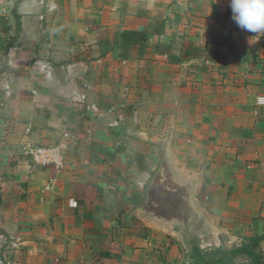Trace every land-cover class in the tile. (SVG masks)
Instances as JSON below:
<instances>
[{
  "label": "crops",
  "instance_id": "0c3cea01",
  "mask_svg": "<svg viewBox=\"0 0 264 264\" xmlns=\"http://www.w3.org/2000/svg\"><path fill=\"white\" fill-rule=\"evenodd\" d=\"M226 3L0 0V264H199L264 234V33ZM123 31L147 32L125 57Z\"/></svg>",
  "mask_w": 264,
  "mask_h": 264
},
{
  "label": "trees",
  "instance_id": "16d2710c",
  "mask_svg": "<svg viewBox=\"0 0 264 264\" xmlns=\"http://www.w3.org/2000/svg\"><path fill=\"white\" fill-rule=\"evenodd\" d=\"M4 17H0V30L6 28ZM146 31H123L119 34L121 54L125 57L124 52L132 44L144 41L146 39ZM264 234L252 236L240 246L230 249L214 248L208 251H201L193 247L191 256L196 263L199 264H231L238 257L245 256L252 264H264V247H260Z\"/></svg>",
  "mask_w": 264,
  "mask_h": 264
},
{
  "label": "clouds",
  "instance_id": "9594fccd",
  "mask_svg": "<svg viewBox=\"0 0 264 264\" xmlns=\"http://www.w3.org/2000/svg\"><path fill=\"white\" fill-rule=\"evenodd\" d=\"M231 18L236 25L251 33H264V0H229Z\"/></svg>",
  "mask_w": 264,
  "mask_h": 264
},
{
  "label": "built area",
  "instance_id": "2783aa9c",
  "mask_svg": "<svg viewBox=\"0 0 264 264\" xmlns=\"http://www.w3.org/2000/svg\"><path fill=\"white\" fill-rule=\"evenodd\" d=\"M226 6L229 7V0ZM259 103H264V98L258 99ZM23 154L27 155L32 162L38 163L42 166L54 164L55 166L62 165V153L57 146H38L30 143H23L20 147Z\"/></svg>",
  "mask_w": 264,
  "mask_h": 264
},
{
  "label": "water",
  "instance_id": "95a60500",
  "mask_svg": "<svg viewBox=\"0 0 264 264\" xmlns=\"http://www.w3.org/2000/svg\"><path fill=\"white\" fill-rule=\"evenodd\" d=\"M163 177L166 178L165 174L160 173V175H158L157 178L155 179V182L157 181V183H158L159 179H161ZM155 182H154L153 187H155ZM146 206H147L146 208L152 210L158 216H164V214H167V212L165 210H163L164 208L167 207V205L165 206V205H163V203H146ZM167 211L171 212L170 209H168ZM166 216H168V215H166Z\"/></svg>",
  "mask_w": 264,
  "mask_h": 264
}]
</instances>
